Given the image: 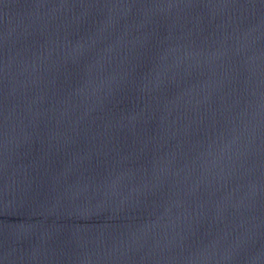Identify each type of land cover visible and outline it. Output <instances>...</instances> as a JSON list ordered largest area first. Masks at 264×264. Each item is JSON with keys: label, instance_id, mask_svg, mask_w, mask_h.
Returning a JSON list of instances; mask_svg holds the SVG:
<instances>
[{"label": "water", "instance_id": "1", "mask_svg": "<svg viewBox=\"0 0 264 264\" xmlns=\"http://www.w3.org/2000/svg\"><path fill=\"white\" fill-rule=\"evenodd\" d=\"M0 264H264V0H0Z\"/></svg>", "mask_w": 264, "mask_h": 264}]
</instances>
